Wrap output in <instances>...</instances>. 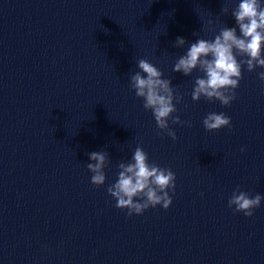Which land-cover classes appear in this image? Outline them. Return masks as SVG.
<instances>
[{
  "label": "water",
  "instance_id": "obj_1",
  "mask_svg": "<svg viewBox=\"0 0 264 264\" xmlns=\"http://www.w3.org/2000/svg\"><path fill=\"white\" fill-rule=\"evenodd\" d=\"M238 3L0 0V264H264V68L242 66L228 106L192 100L198 69L173 71L191 43L236 26ZM139 59L183 97L172 115L191 126L169 120L176 140L130 88ZM210 112L232 127L207 131ZM137 146L175 172V192L128 216L106 189ZM93 151L109 154L101 186ZM237 186L262 196L251 217L228 206Z\"/></svg>",
  "mask_w": 264,
  "mask_h": 264
},
{
  "label": "clouds",
  "instance_id": "obj_2",
  "mask_svg": "<svg viewBox=\"0 0 264 264\" xmlns=\"http://www.w3.org/2000/svg\"><path fill=\"white\" fill-rule=\"evenodd\" d=\"M221 10L228 11L226 7ZM231 14L235 18V27L224 26L212 40L197 39L174 64L173 71L182 72L185 76L194 69L203 73V76L195 78L191 92L193 101L203 97L228 106L236 98L235 90L242 79V66L246 65L249 72L257 67L264 68V0H239ZM186 43L184 37H177L175 46L182 47ZM137 63L139 71L130 76V88L135 90L136 97L143 99L144 109L151 110L157 128L161 130L158 134L167 133L176 140V132L169 126V120L172 124L191 126L190 121H182L180 116L172 115L177 111L176 103L181 102L182 95L174 93L171 80L162 78V71L147 59H139ZM258 77L264 84V71H260ZM203 125L207 131L231 128V117L224 112H210L203 119ZM88 156L90 161H94L86 164L92 173L90 182L96 186L104 185L105 168L110 164L108 152L93 151ZM117 167L118 178L106 190L116 200L115 207L127 209L128 216L143 214L149 207L157 205L168 209L172 204L169 191L175 192V172L170 167L150 162L142 146L135 148L130 161H121ZM261 200V194L250 196L237 186L228 200V206L234 212L251 217Z\"/></svg>",
  "mask_w": 264,
  "mask_h": 264
}]
</instances>
